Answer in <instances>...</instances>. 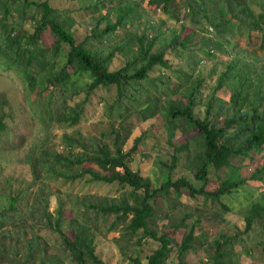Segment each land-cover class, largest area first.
Returning <instances> with one entry per match:
<instances>
[{
	"label": "trees",
	"instance_id": "obj_1",
	"mask_svg": "<svg viewBox=\"0 0 264 264\" xmlns=\"http://www.w3.org/2000/svg\"><path fill=\"white\" fill-rule=\"evenodd\" d=\"M20 1L24 4V14L20 15L19 22L9 23L11 3ZM173 3L174 0H151L149 5L162 7L165 16L180 24V30L170 35L158 30L153 38L146 35L153 31L149 22L146 34L136 38L135 50L128 47L124 52V41L120 38L118 45L105 52L101 46L88 47L86 42L89 38L76 42L64 23L57 19V13L46 3L38 5L28 0H0V69L12 64L20 74H24L30 93L37 94L46 103H54L57 91L71 95L77 85V79H74L77 75H87L90 79L83 84L87 97L98 88L115 86L121 100L133 84L148 81L156 66H170L166 58L170 50H179L188 55L187 59L193 57L189 60L191 70L200 63L194 55L196 50L209 56H214L215 51L231 56L204 104V119L195 112L202 103L197 97L202 88L200 81L184 93L175 86L168 90L156 87L158 95L150 101L155 103L154 107L161 98L164 99L163 125L168 141L174 147L172 166L175 168L177 161L186 156L189 174L195 179L194 185L197 182L202 184L199 189L188 176L176 181L165 178L157 188L150 179L132 171L128 163L138 140L130 151L123 150L120 135L111 145L107 142V135L90 138L86 142L64 135V144L67 145L64 151L50 150L46 139L41 145L36 141L23 140L24 154L11 161L3 160L0 170L1 258L15 260L17 264H110L97 252L96 239L98 233L106 231L108 235L123 225L122 232L118 234L123 241L128 243L138 235L134 245L141 244L146 238L158 243L157 248L144 259L131 257L132 264H167L173 248L180 264H184L183 258L187 253L200 250L197 244H208L203 233L197 234L196 228L201 226L204 210L213 203L220 207L216 214L219 218L228 213L243 215L245 229L242 234L239 231L234 234L221 232L214 238L210 242L212 252L207 254L205 251L207 262L238 264L235 243L244 241L241 235L257 227L263 239L245 250V255L264 263V192L251 184H264V162L251 169L252 162L264 151V67H260V61L254 55L232 42V37L241 31L247 34L258 32L262 35L260 47L264 49V0H191L182 20L172 14ZM100 4L104 6L103 2ZM32 7L36 12L27 17ZM125 9L117 13L114 23L109 21L110 11L101 17L98 24L104 22V26L98 33L100 44H107L110 37L118 35L124 26H134L135 21L129 15L134 9ZM174 12L181 14L180 11ZM200 30L205 33L209 30L216 38H206ZM46 31H49L48 38L54 44L53 57L58 56L63 45L67 46L65 61L60 67L56 66L55 60L46 59L40 52ZM21 43L27 45L22 50ZM32 45L34 50H31ZM8 46L16 47L15 51H7ZM130 51L134 52L131 60L116 69L110 68L115 54ZM181 71L185 72L184 69ZM186 74L191 76L192 73ZM40 76L45 83L41 79L38 81ZM50 89L52 95L48 96ZM137 89L138 86L134 90ZM224 89L229 91L228 98L218 94ZM28 90L29 96H33ZM29 99L32 107H36L33 111L39 108L34 98ZM87 101L84 99L57 119L70 127L75 125ZM146 112L144 124L151 129L157 121L156 116L152 108ZM36 114L42 120V114L38 111ZM11 116L0 107V139L9 135L8 119ZM179 132L181 136L176 138ZM231 168L237 171V176L225 181L221 174ZM83 180L90 184L114 185L126 192L118 198L69 195L62 199L58 196L59 191L51 188L54 187L51 183L74 184ZM213 185L217 188L210 189ZM37 188H40L38 193L34 192ZM245 188L255 192L254 199H248L236 209L223 202V198H232ZM184 196L196 200L202 198L200 212L196 216L187 213L167 225L169 231L163 233L148 224L157 208V199L165 200L171 208ZM50 197L58 200L54 213L48 209ZM181 228H187L185 235L180 240L173 238L171 234ZM46 234L58 238L50 242Z\"/></svg>",
	"mask_w": 264,
	"mask_h": 264
},
{
	"label": "rangeland",
	"instance_id": "obj_2",
	"mask_svg": "<svg viewBox=\"0 0 264 264\" xmlns=\"http://www.w3.org/2000/svg\"><path fill=\"white\" fill-rule=\"evenodd\" d=\"M110 1L113 2L112 5H110ZM189 1L191 0H174L171 11L173 15H176L177 19L182 20L183 13H185L184 10ZM28 2L38 5L43 3L50 5L51 9L57 13L59 22L64 23L65 28L71 32L76 42H81L89 38L88 42H86L88 47L92 46L96 48L101 46L105 52L118 45L121 42L120 38L124 41V52H127L128 47L131 50H135L137 47L136 38L146 34L145 30L148 28L149 22L152 24L153 31H150L146 35H152L153 38L157 36L156 31L158 30L164 31L165 35H170L175 30H180V24L171 21L169 17L165 16L162 7L158 8L156 4L149 5L151 0H28ZM100 2H103L104 6H101ZM22 4V1L16 4L11 3L12 14L8 17L9 23H16L21 20L20 15L24 14L25 11ZM126 7L134 9L129 14L133 21H135L134 26H124L117 32L118 35L110 37L107 44H100L98 41V33L104 26V22L101 25L98 24L101 21V17L110 11L109 21L110 23H114L117 13L124 12ZM26 11H29V9H26ZM174 11H180L181 14H177ZM35 12L36 9L32 7L27 17H30ZM233 32L234 34L237 33L236 30ZM200 33L205 35L206 38H216L213 37L214 33H211L209 30L206 33L200 30ZM94 35L97 36L96 39L93 37ZM49 36V31H46L44 35L45 43H41L40 52L46 59L49 58L51 61L55 60L56 66L60 67L65 61V49H67V46L63 45V48L57 53L58 56L53 57L54 44L52 39L50 38V40L48 38ZM3 37L5 36L3 35ZM24 41L22 40V42ZM232 42L236 43L249 54L254 55V58L259 59L260 67H264V49L260 47L262 42L261 34L258 32L247 34L241 31L239 35L232 37ZM26 46V44L21 43V50ZM34 47L32 45L31 50H34ZM15 49L16 47L14 46L6 47L7 51L14 52ZM194 55L195 58L197 55L200 63L194 70H191L189 68V62L193 57L187 59L186 56L188 55H183L179 50L168 51L166 58L170 61V66L168 68L156 66L154 71L151 72L148 81L142 82L139 85L133 84V87L127 89L121 100L117 97V89L115 86L98 88L90 97H87L83 84L90 81V79L87 75H77L74 77V79H77V85L73 89V93L71 95H64L63 92L57 91L53 104L41 100L37 94H31L28 90V84L24 74H20L12 64L2 66V69H0V107L12 116L8 119L10 126L9 135L6 138L3 137L0 139V170L3 160L8 159L11 161L13 158H20L24 154L21 145L23 140L26 142L36 141L41 145L42 141L46 139L50 150L64 151L67 148V145L64 144V135L72 136L84 142L90 138H99L102 135L105 137L107 135L106 139L110 145L115 141L116 136L120 135V139L123 140L122 145L124 151H130L134 143H136V140H138L136 150L132 151L128 165L139 176L150 179L151 184L155 187L159 188V184L165 178H171L176 181L184 176L190 177L188 179L194 185L193 181L195 179L189 174L186 156L181 157L177 161L175 168L172 166L174 161V147L173 143L168 141L167 132L163 125L165 109L162 107V102L164 99L159 96L161 101L154 107L153 105L155 103L150 102L152 98L158 95L156 87L161 90H168L175 86L179 87V92L184 93L191 90L196 81L197 83L200 81L202 88L200 95L197 97L200 98L202 103L196 107L195 112L200 119H204L206 111L204 104L214 87L218 84V76L231 60V56L219 51H215L214 56H209L199 50H196ZM133 56V51L115 54L110 68H118L125 61L131 60ZM243 62L247 63V61ZM181 69H184L185 72L181 71ZM175 70L180 71L175 72ZM186 72L192 73L191 76H188ZM42 78V76L38 77V81L41 79L44 82ZM38 86L40 87L39 83ZM137 86L138 89L134 90ZM27 90L33 96H29ZM218 94L222 98L229 97L228 89H224ZM50 95H52L51 89L48 92V96ZM29 97L34 98L39 103V106H37L39 108L33 111L36 107H32ZM84 99L88 101L84 104L81 116L75 125L70 127L57 119V116L73 110ZM151 108L157 121L151 125L152 127L150 129V126L145 125L144 122L147 115L146 111ZM36 111L42 114V120L44 119V122L40 119V115L36 114ZM180 136L181 133L179 132L176 138ZM263 162L264 151L252 162L251 169L256 168ZM221 176L226 181L229 177L235 178L237 171L231 168L225 174H221ZM84 180L74 184H65L62 182L51 183V185H54L51 188L53 191L57 189L60 193L58 196L62 199L69 195H72L71 197L97 196L101 198H118L123 192H126V190H121L114 185L90 184ZM251 184L252 187H259L264 192V184ZM200 185L202 184L197 182L194 186L199 189ZM215 187L217 188V185H213L210 189ZM34 192H40V188L35 189ZM255 196L254 191L250 188H245L232 198H223L225 200L223 202L230 204L233 209H236L246 203L248 199H254ZM201 202L202 198L196 200L184 196L179 203L173 204L170 208L165 200L159 198L157 199V208L154 211L153 217L148 220V224L157 229V231L159 230L160 233L169 231L167 225L180 220L187 213H193L196 216L200 212ZM57 208V198L50 197L49 212L54 213ZM219 209L218 204L210 203L204 210L205 214L202 218L201 226L196 228V232L199 235L203 233L204 241L208 242V244L203 245L201 242L197 244L196 246L200 247V250H192L190 253H187L183 258L184 264H211L207 262L208 256L206 252L207 254L212 252L210 242L214 238H217L221 232L234 234L239 231L240 234L243 233L245 229L244 216L228 213L222 218H219L216 215ZM122 226L117 227L113 233L108 235L106 231L98 233L96 250L106 262L110 264H132L131 257L144 259L157 248L158 243L148 238L143 239L141 244L134 245L138 235L133 236V239L128 243L126 240L123 241L118 236L122 232ZM186 230L187 228H181L175 234L172 233L171 236L173 238H179L180 240L185 235ZM46 235L50 242L58 238L55 235ZM241 236L244 238V241L235 243L238 264H264L260 261H254L251 257L245 255V250L252 248L257 241L261 238L263 239L257 227H253L252 231ZM173 249L167 259V264H180L179 256H177L175 248ZM0 264L17 263L15 260L0 257Z\"/></svg>",
	"mask_w": 264,
	"mask_h": 264
}]
</instances>
